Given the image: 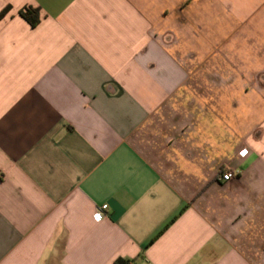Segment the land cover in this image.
Segmentation results:
<instances>
[{
  "label": "crops",
  "instance_id": "obj_1",
  "mask_svg": "<svg viewBox=\"0 0 264 264\" xmlns=\"http://www.w3.org/2000/svg\"><path fill=\"white\" fill-rule=\"evenodd\" d=\"M6 7L0 264H264V0Z\"/></svg>",
  "mask_w": 264,
  "mask_h": 264
},
{
  "label": "trees",
  "instance_id": "obj_2",
  "mask_svg": "<svg viewBox=\"0 0 264 264\" xmlns=\"http://www.w3.org/2000/svg\"><path fill=\"white\" fill-rule=\"evenodd\" d=\"M9 7H6L0 13V19L3 18L9 11ZM21 17L26 20L31 26L35 27L39 24V11L33 8H25L20 12ZM115 264H133L130 261L117 260Z\"/></svg>",
  "mask_w": 264,
  "mask_h": 264
},
{
  "label": "built area",
  "instance_id": "obj_3",
  "mask_svg": "<svg viewBox=\"0 0 264 264\" xmlns=\"http://www.w3.org/2000/svg\"><path fill=\"white\" fill-rule=\"evenodd\" d=\"M242 152V151H241ZM240 152V157L244 158L246 155L242 156ZM248 154V153H247ZM236 177V174L231 170H226L221 174V181H229ZM108 209L107 205H103L97 208L93 217L96 222L102 221L106 217V211Z\"/></svg>",
  "mask_w": 264,
  "mask_h": 264
},
{
  "label": "clouds",
  "instance_id": "obj_4",
  "mask_svg": "<svg viewBox=\"0 0 264 264\" xmlns=\"http://www.w3.org/2000/svg\"><path fill=\"white\" fill-rule=\"evenodd\" d=\"M249 146L255 150L257 153L264 152V138H262L260 141L253 140L252 138H249ZM248 149L245 148L242 150L241 155H247Z\"/></svg>",
  "mask_w": 264,
  "mask_h": 264
}]
</instances>
